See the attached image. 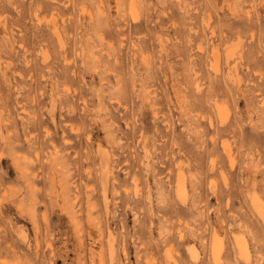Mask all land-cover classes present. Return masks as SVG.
<instances>
[{"label": "rangeland", "instance_id": "374dc122", "mask_svg": "<svg viewBox=\"0 0 264 264\" xmlns=\"http://www.w3.org/2000/svg\"><path fill=\"white\" fill-rule=\"evenodd\" d=\"M0 264H264V0H0Z\"/></svg>", "mask_w": 264, "mask_h": 264}, {"label": "bare ground", "instance_id": "6f19581e", "mask_svg": "<svg viewBox=\"0 0 264 264\" xmlns=\"http://www.w3.org/2000/svg\"><path fill=\"white\" fill-rule=\"evenodd\" d=\"M35 118V117H34ZM66 124V123H65ZM27 130V129H26ZM71 131H73V130H71ZM76 131V130H75ZM31 135H32V133H31ZM29 136H30V134H29ZM64 141H67V140H64ZM69 142V141H68ZM66 143V142H65ZM31 161V160H30ZM77 190V189H76ZM242 249V251L244 252V248H241ZM245 253V252H244Z\"/></svg>", "mask_w": 264, "mask_h": 264}, {"label": "clouds", "instance_id": "9594fccd", "mask_svg": "<svg viewBox=\"0 0 264 264\" xmlns=\"http://www.w3.org/2000/svg\"><path fill=\"white\" fill-rule=\"evenodd\" d=\"M158 194H159V192H158Z\"/></svg>", "mask_w": 264, "mask_h": 264}]
</instances>
